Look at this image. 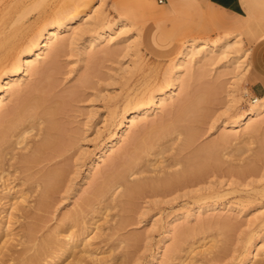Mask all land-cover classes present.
Returning a JSON list of instances; mask_svg holds the SVG:
<instances>
[{"label":"rangeland","instance_id":"obj_1","mask_svg":"<svg viewBox=\"0 0 264 264\" xmlns=\"http://www.w3.org/2000/svg\"><path fill=\"white\" fill-rule=\"evenodd\" d=\"M9 1L3 0L0 7H4ZM202 2L205 15L198 0H96L92 9L84 16L83 29L89 27V23L102 14L101 17L105 16L106 21L116 22L120 18H127L133 25L116 30L107 40L95 49H88L86 53L83 51L88 38L99 29L94 27L87 33L77 34L76 40H69L65 44L57 64L47 65L50 67L48 74L33 75L27 81H22V87L28 88L26 92H29L30 88L35 89V86L40 88L50 84L55 85L53 92L57 98L69 99L68 114L62 123H65V127L68 126L73 145L71 144L69 152L63 158L58 159L61 162L59 167L68 170L67 178L56 199L46 210L40 212L34 211L38 194L36 185L30 186L28 182L32 171H27L19 164V159L30 153L34 141L41 138L38 130L35 129L27 135L21 144L16 143L18 138H13L12 146L5 148V155L0 163V233L2 230L6 233L0 237L1 249L9 240V233L20 235L17 239L26 234V225L29 228L34 219H25L23 214L31 211L33 215L36 212L41 216H38L39 222L34 220L39 227L37 236L40 240L47 238L48 236H45L50 233V236H58V239H64L72 232L81 233L78 236L80 241L88 235L93 253L91 252L92 256L88 257L85 264H159L158 261L162 262L160 264H245L254 245L264 239V117L253 124V128L248 127L252 128L251 130L246 127L235 130L236 133L234 132L227 146H222L224 144L221 137L223 133H229L223 132V123L235 120L237 114L239 116L247 113L255 98L260 96L257 93V81L258 74L264 69V39L245 31V28H232L209 19L208 1ZM49 3L51 8L48 7V11L43 12L40 19V11L34 9L28 1L26 6L30 9L27 11L35 28L41 27L40 24L43 26L52 23L49 20L52 7L56 6L59 11H63L75 4L80 10L84 0L45 1L47 6ZM246 8L249 16L253 17L254 9L249 5ZM261 12L264 17V11ZM165 13L172 14L162 16ZM257 22L264 24V18ZM228 33L238 35L240 43L232 48V51L227 50L226 54L221 55V51L218 52L216 59L203 62L205 66L201 65L197 56L192 62L191 72H185L183 86L179 88L174 100H169L163 110L159 109L149 118H144L137 125L130 127L127 141L101 164L96 171L97 177L88 181L89 184L86 176L93 158L101 151L107 138L116 131L111 122H106L109 113L128 107L130 98L135 100L142 94L165 87L170 79V69L175 65L179 45L193 39L210 43L223 39ZM127 40L130 44L126 43ZM52 53L53 49L48 55ZM237 57L244 60L241 70L233 71L231 66L230 69L225 67L229 64L228 61L238 59ZM46 62L45 58L37 65L42 67ZM200 65L202 68H199ZM245 67L249 69L246 70ZM71 95H74V99ZM20 97H8L0 110V119L19 105L23 96L21 100ZM182 103L189 105L187 112L190 113H187V119L195 121L193 125L197 127V132L193 148L180 154L178 148L184 138L180 133L187 122H180L178 127L173 124L177 119L176 114L181 113L178 106ZM130 108L134 109L135 106ZM163 125L168 129L174 128L173 134L167 139H162V144L160 139H157V143L160 141V147L152 149L155 150L152 151L153 155L147 156L144 165H140L136 170L140 169L141 172L142 168L143 171L149 169L157 153H162L165 159L169 158L164 164L172 166L169 171L182 169L179 162H186L193 155L204 152L205 155L203 153L199 156L208 157L207 153H211L214 157H208L207 160H212H209L207 170L210 168L209 171L213 169V172L207 173L203 184L172 196L142 194L133 198L130 203L122 196L123 187L117 189L115 186L116 188L112 187L109 193L107 192L106 197L96 199L92 205L85 207L86 211L83 212L78 225L63 222L68 211L80 209L83 199L93 191L92 187L105 180L104 175L115 177L114 174L128 169L124 162L128 161L131 151H134V140L137 141L138 137L142 138L141 141L143 138H149L152 132L158 131ZM248 130L250 132H247ZM99 132L103 134L100 135ZM218 141L222 142L218 144ZM114 160H118L116 164ZM39 168L35 167L33 170ZM110 171L115 172L112 174ZM145 173H136L137 175L129 179L133 181L150 175ZM2 178L8 180L10 187L14 188L13 191L18 192L17 195L6 197L1 186ZM82 184L85 185L84 189L77 192ZM196 189H205L206 193L214 192L212 197L208 196L202 201V205L215 203L216 207L199 210L197 200L193 198ZM21 191L28 193L27 202L17 200L22 194ZM15 203L20 210L13 209ZM182 214H189L190 217L183 218ZM125 217L129 220H125ZM35 222H32L31 226L36 227V224L33 225ZM171 222L174 223V231L172 238L168 240ZM86 227L89 229L85 236L82 233ZM182 228H189L190 232L181 242L178 233ZM132 237L137 241H129ZM18 244L17 241L9 240L7 246L16 250L22 249ZM176 244L181 247L177 249L178 252H173L175 255L169 252L174 256L172 258L168 250L171 247L173 249ZM80 249H83V246ZM2 250L4 253L0 252V255L3 253L0 256V264H15L9 256L12 252L6 248ZM260 260V264H264V253ZM61 263L63 261L59 264ZM65 263L68 261L63 264Z\"/></svg>","mask_w":264,"mask_h":264},{"label":"bare ground","instance_id":"obj_2","mask_svg":"<svg viewBox=\"0 0 264 264\" xmlns=\"http://www.w3.org/2000/svg\"><path fill=\"white\" fill-rule=\"evenodd\" d=\"M2 1L3 0H0V4H2ZM28 1L31 3L30 5L34 9L36 8V10L38 9L40 11L39 17L42 16L41 14L43 12L48 11H46L48 7L51 8V3H49L48 6L47 4H45L46 0H10L4 5V7H0V110L2 109L5 101L9 96H23L22 100L20 97L21 102L19 101V105H17L16 108L12 111H9L8 114H5V116H2V119H0V163L5 155V148L12 146V144L14 143L11 141L13 138H18L19 140L21 139L20 141L18 140V142L15 141L16 143L21 144L26 140L27 135H29L35 129L38 130V135L41 138L36 142L34 141V146L31 149L30 153L22 156L21 159H19V161L21 160L19 164H21L20 167L26 169L27 171H32L29 174V177L31 178H29L28 182L30 183V186L33 184L36 185V192H38V194L36 197L37 200L36 202H34L36 204L34 205V211L37 210L38 212H40L46 210L48 206H50L56 199L57 193L60 191L65 178H67L66 171L68 170L59 167V164L61 162L58 161V159L63 158L65 154L69 152L72 144V141L69 137L70 134H68V126L66 125L67 127H65V123H62L68 114L67 110L70 106L68 103L69 101H67L68 98H57V95L54 94L53 91H55V87L53 86L55 85L49 84L40 88H36L35 86V89L33 85V89L31 90L30 88L29 92H26L25 90H28V88L24 89L22 87V81H27L28 78L33 75L43 76L48 74V68H50L49 66H55L57 64V59L62 53L65 44L69 40H76L77 34L87 33L94 27H98L99 29L93 36L88 38L83 51V53H86L88 49H95L103 41L107 40L108 37H110L111 34L116 30L126 29L128 27H131L133 24H131V22H129L127 18H120L116 22H109L106 21L105 16L101 17L103 15L102 14L101 16L97 17V19L95 18V21L89 23V27H85L83 29L82 21L84 19V16L87 15L88 11L92 9L93 4L96 1L84 0L82 9L80 10H78V7L75 4L69 6L68 8H65L63 11H59L57 9L58 7L56 6L52 7V9L49 11V20H51L52 23L49 25L43 24V26L40 24L41 27L37 29L34 27V23L32 24V22L30 21L31 18L29 17V12L27 11L30 8L27 9L28 6H26ZM150 5L151 3L148 4V6ZM170 14L172 13H165L162 16L167 17ZM211 17L213 20H217L215 15H211ZM41 18L42 17H40V19ZM244 28L245 31L254 34L260 39H264V24L256 21H251L250 23L244 25ZM238 37L239 36H236V34L234 35L233 33H228L223 39L215 40L210 43L200 41L198 39H193L188 40L182 45H179L178 51L175 55L176 62L172 70L170 69V79L166 82L167 84L165 87L162 86L163 88L161 89L158 88V90H155L153 92L150 91V93L148 94H142V96H139V98H136L135 100L130 98V100L128 99V107H125L121 110H112L109 113V118L108 120H106V122H111V124L116 128V131L107 138V141H105V143L103 144L101 151L95 158H93L90 165L91 168L89 167L90 170L88 171L86 176V181L88 182L92 178H96L98 174V172L96 171L101 166V164L106 162L107 158L111 154H113L115 150L119 148V146L127 141V133L130 127L137 125L144 118H149V116L154 114L159 109L163 110L168 104L169 100H174L175 96H177L178 94V90H180L179 88L183 84V77L185 75V72H191V68H193L192 62L193 60H196L195 58L197 56L199 57L198 61L202 63L201 65L204 64L203 62L210 61V59L214 60L216 59L218 52L221 51V55H223L227 53V50H231L232 48L237 46V44L240 43ZM126 43L130 44L128 40L126 41ZM128 47L130 48L129 45ZM52 49L53 53L49 56L48 54ZM213 56H215V58H213ZM45 58L47 59L46 64L44 63L45 65H43L42 67L38 66L37 64L41 63V61ZM243 61L244 60L235 58V60L228 61L227 63H229L230 65L228 64L225 67L230 69L229 67L231 66L232 69L234 68L233 71H236L235 69L241 70ZM244 64H246V62ZM201 65L199 66V68L201 67ZM247 68L245 67L246 70L249 69ZM132 105L135 106L134 109L130 108V106ZM183 105L184 104L182 103L181 106L179 105L180 107L178 106V109L180 108L179 110L181 113L176 114L177 119H174L175 124H173L178 127L177 125H179L180 122H187L186 125L183 126V129L180 133V135L184 136V138L181 139L182 141L179 145L180 148H178L180 154L193 148V146L195 145L194 143L196 142L195 133L197 132V127L195 128V125H193L195 124V121H193V119H187V116L190 113V111L189 113L187 112L189 110V105ZM237 115L236 118L234 117L235 120H229V122L225 121V123H223V132L226 131L229 133H223L221 137L223 142L218 141V144L222 142L224 144H221L222 146H227V144L230 142V139L232 138V135L234 136V132L236 133L235 130H238L241 127L248 128L252 126L253 128V126L261 118L264 117V96H257L254 100L253 106L247 113L239 116ZM162 123L160 124L161 126ZM154 124L157 125L156 123ZM157 127L158 126H156V128ZM173 129H168V127H164L163 125V127H160L158 131H155L154 133L152 132V134L150 132L151 136L148 133L150 137L147 135L149 138L145 140L143 138L144 141H141L140 139L142 138L139 139V137L138 139H136L137 141L134 140V142H136L134 144V151H131L132 154L130 155L128 161L126 160L124 162L128 169L125 172H120L118 174L116 173V175L114 174L115 177H111L110 174L105 173L106 176L108 175L107 178L104 175L105 180L101 184L97 183L98 185L95 184L96 186L92 187L93 191L83 199V202L80 205V209L75 208L74 211H68L64 215L63 222L67 224L74 223V225H78L80 223V219L82 220L81 217L84 214L83 212L86 211L85 207L92 205L96 199L106 197L107 192L112 187L116 188L115 186H117V189L123 187V195H121L127 199H125L127 202H129L133 198L135 199L138 196L146 193H153V195L172 196L181 191H186L189 188L198 187L203 184L204 178L207 173L213 172V169H211V172L209 171L210 168L209 170H207V167H209L210 163L209 160H212L214 157L211 153H207L209 154L208 157L210 155L212 156V159L210 158L209 160H207V155L205 157L203 156L206 154L204 152L199 153H204L200 156L199 154H196L195 156L193 155L192 157L188 158L186 162L180 163L178 160L179 164L182 165V169H177V171H169V168L172 169V166L169 167V165H164L168 162L169 158L165 159L162 153H157V155L155 154L156 159L152 160L153 163L149 166V169L143 171L142 168L141 172L140 169L136 170V168L140 165H144L145 158L147 156L153 155L152 151L156 150L155 147H160L158 144L162 139H167L170 135L173 134ZM249 130L247 132H250ZM254 131L255 130L253 129V132ZM99 134L102 135L103 132H99ZM154 135H156L155 139ZM157 139H160L158 143ZM85 153L87 152L85 151ZM151 157L153 158V156ZM117 161H115V164ZM211 165L212 164H210V166ZM35 167L40 168L37 170H33ZM145 172L150 174L151 176L147 175L148 177L145 176L143 178H141L140 176L141 179H134L133 181L129 179L132 176L137 175L136 173L144 174ZM3 179L4 178H2V180ZM1 186L7 198H10L12 195L18 193L13 191L14 188L10 187L8 180H3V184ZM84 187L85 185L82 184L77 192L83 190ZM29 188L28 191H30ZM204 190L198 189L197 191H194V196L192 195L193 198L197 200V202H195L199 205L198 209H213L217 204L206 203L205 206L202 205V201L204 199L206 200L208 196L210 197L214 194V192L206 193L207 191ZM28 197L29 195L27 192H22V194L17 197V200H20L21 202H27ZM13 209L20 210V208H18L17 206V203L14 204ZM189 214H182L183 218H189ZM24 216L25 219H34L35 221H40L38 217L40 216V213L38 214L35 212L33 215V212L31 211L30 213L24 212L23 217ZM34 220L32 222H35ZM125 220H127V218ZM32 222H30L29 228L28 225H26L27 227L25 226L27 232H25L24 229V232L26 234L21 235V239H17L20 236L18 234H8L10 238L8 236L7 239L17 241L19 243L18 245H20L22 249L16 250L14 248H8L7 244L9 240L5 242L4 246H2V249L4 248L5 250L6 248L9 249L8 251L12 252V254H10L9 256L11 257V260H14L16 262L15 264H59L62 261L63 263L64 261H68L67 264H85L87 263L88 257H90V255L92 256V243L91 239L88 238V235L85 239L80 241L78 236H80L81 233L78 234L72 232L66 237L64 235L62 237H65L64 239H58V236L55 237V235L50 236L52 234L50 233L45 236H48L47 238H41L40 240L37 236L39 227L36 222L33 223V225L36 224L37 228L35 226H31ZM173 224L174 223L171 222V224L169 225L170 230L169 235L167 236L168 240H170L173 236ZM9 228L11 229V227ZM88 229L89 228L86 227L82 235L86 236ZM189 232V228H182V230H180V232L178 233V237L180 238L181 242L183 239L189 236ZM3 233L4 232L2 230V233H0V237ZM134 238L132 237L133 240L129 238V241H137V239ZM82 246L83 249H80V247ZM180 247V244H176L173 249L171 247L168 250V253L172 252V254H174L173 252H178V248ZM2 249L0 248V250ZM0 252H3V250ZM3 253H1V255ZM263 253L264 239L259 244L254 245L253 250L249 253L245 260V264H260V258ZM170 254L171 253H169V255ZM173 257L174 256L172 255V258ZM160 262L161 261H158L159 264Z\"/></svg>","mask_w":264,"mask_h":264},{"label":"crops","instance_id":"obj_3","mask_svg":"<svg viewBox=\"0 0 264 264\" xmlns=\"http://www.w3.org/2000/svg\"><path fill=\"white\" fill-rule=\"evenodd\" d=\"M210 8L207 11L209 19H212L211 15L216 16V21L230 26L232 28L241 29L244 25L251 21H262L264 18L261 16V11H264V0H207ZM199 6L202 10L205 6L202 0H198ZM252 7L255 11V15L249 16L246 6ZM205 10L203 11V13ZM218 13V14H216ZM205 15V13H204ZM259 80L257 81V93L260 96H264V69L258 74Z\"/></svg>","mask_w":264,"mask_h":264},{"label":"built area","instance_id":"obj_4","mask_svg":"<svg viewBox=\"0 0 264 264\" xmlns=\"http://www.w3.org/2000/svg\"><path fill=\"white\" fill-rule=\"evenodd\" d=\"M161 2H163V0H161Z\"/></svg>","mask_w":264,"mask_h":264}]
</instances>
